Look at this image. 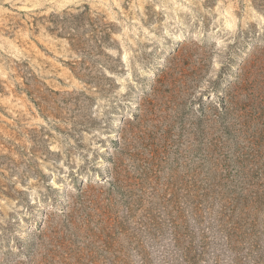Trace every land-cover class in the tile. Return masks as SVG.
I'll use <instances>...</instances> for the list:
<instances>
[{
  "label": "rangeland",
  "instance_id": "obj_1",
  "mask_svg": "<svg viewBox=\"0 0 264 264\" xmlns=\"http://www.w3.org/2000/svg\"><path fill=\"white\" fill-rule=\"evenodd\" d=\"M232 167L264 264V0H0V264H228Z\"/></svg>",
  "mask_w": 264,
  "mask_h": 264
},
{
  "label": "trees",
  "instance_id": "obj_2",
  "mask_svg": "<svg viewBox=\"0 0 264 264\" xmlns=\"http://www.w3.org/2000/svg\"><path fill=\"white\" fill-rule=\"evenodd\" d=\"M186 73L184 71H180L179 74L175 75L171 72L170 68H167L162 74L158 75L156 79H154L151 83L150 90L152 92H156L158 84H168L169 86L173 87L178 83L185 82ZM228 96V95H227ZM223 155V154H222ZM219 155L216 159V167L220 173V180H224L225 177L229 178L230 173L233 170L229 169L228 165L238 164V159H241L245 155L242 153H235L234 159ZM256 157L251 156L250 159L254 160ZM226 163V164H225ZM225 164V165H224ZM234 169V175L236 179H233L228 184H225V187L228 189L225 192L218 193V200H219V210L217 216L214 218V223L223 232V238L225 240V249L226 253L228 254V264H247V260H249V256L253 257V264H259L260 262V255L258 254L259 248L258 243L255 241L256 236V223L257 218L254 214L250 212L251 209H254V206L259 198L258 189L260 186L255 187V185L250 183H243L244 178L239 180L240 171ZM238 178V180H237ZM230 179V178H229ZM213 184H207L205 188L199 189V194H202L200 191L205 190L207 192L211 189ZM221 187H224L222 184H218ZM254 189V190H253ZM223 190V189H222ZM253 190V191H252ZM226 195H225V194ZM204 197L206 201L207 193L199 195ZM253 207V208H252ZM202 206L199 201H195L192 205V213L195 221L202 220ZM66 211H64L65 213ZM177 212L180 213L179 208L177 207ZM178 220H172V229H171V241L174 250V255L172 256L174 260L175 257L179 258L182 263L179 264H197L199 255H194V248L192 246V242H188L186 245H182V240L187 234V237H191L186 233H180V228H182L184 221L180 217H177ZM41 222L44 219L40 220ZM201 223V222H200ZM199 224V223H197ZM39 237H42L41 231L38 232ZM201 240L203 243V248L206 246V236L205 234L201 235ZM164 262L163 264H174L173 261H169L166 258V255L163 257ZM148 264V263H144Z\"/></svg>",
  "mask_w": 264,
  "mask_h": 264
}]
</instances>
